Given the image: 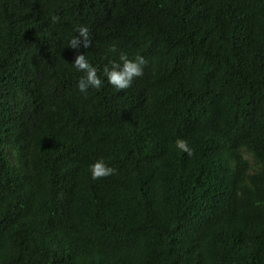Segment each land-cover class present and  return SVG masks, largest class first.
Returning <instances> with one entry per match:
<instances>
[{
	"label": "trees",
	"instance_id": "16d2710c",
	"mask_svg": "<svg viewBox=\"0 0 264 264\" xmlns=\"http://www.w3.org/2000/svg\"><path fill=\"white\" fill-rule=\"evenodd\" d=\"M0 264H264V0H0Z\"/></svg>",
	"mask_w": 264,
	"mask_h": 264
},
{
	"label": "clouds",
	"instance_id": "9594fccd",
	"mask_svg": "<svg viewBox=\"0 0 264 264\" xmlns=\"http://www.w3.org/2000/svg\"><path fill=\"white\" fill-rule=\"evenodd\" d=\"M50 20L52 23H56L59 17L56 15H51ZM149 29L154 32V21L147 24ZM77 35H74L68 43V47L76 48L77 42L80 38H83V47L88 48L91 44L89 39V30L86 26H79L75 30ZM154 34V33H153ZM112 51H116L115 48ZM82 53V52H81ZM145 60L143 56L137 55L134 58H129L126 53H119L118 59L110 62V67L106 65L102 70V75L106 77V81L109 85H112L118 90L127 89L130 87L134 77H141L143 75V65ZM72 67L83 73V75L78 79L77 89L80 93H87L89 88H94L99 90L102 86V79L97 75V67L89 62L84 54H77L75 56ZM175 148L181 152L192 154V149L189 147L188 143L184 139H176L174 141ZM73 145L62 146L61 149L70 151L66 148H71ZM65 172H70L69 167H64ZM70 171H69V170ZM89 172L93 180L113 175L116 169L105 163L104 159H98L89 165Z\"/></svg>",
	"mask_w": 264,
	"mask_h": 264
}]
</instances>
